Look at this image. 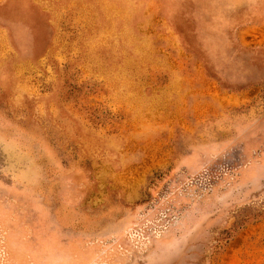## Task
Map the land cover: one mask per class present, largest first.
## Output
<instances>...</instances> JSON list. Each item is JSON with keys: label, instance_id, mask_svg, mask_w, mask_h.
Segmentation results:
<instances>
[{"label": "rangeland", "instance_id": "obj_1", "mask_svg": "<svg viewBox=\"0 0 264 264\" xmlns=\"http://www.w3.org/2000/svg\"><path fill=\"white\" fill-rule=\"evenodd\" d=\"M0 264H264V0H0Z\"/></svg>", "mask_w": 264, "mask_h": 264}]
</instances>
